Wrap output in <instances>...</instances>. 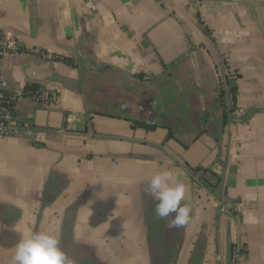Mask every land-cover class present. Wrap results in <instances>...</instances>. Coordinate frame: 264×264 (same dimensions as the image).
I'll return each instance as SVG.
<instances>
[{
    "label": "crops",
    "instance_id": "0c3cea01",
    "mask_svg": "<svg viewBox=\"0 0 264 264\" xmlns=\"http://www.w3.org/2000/svg\"><path fill=\"white\" fill-rule=\"evenodd\" d=\"M0 32L18 39L1 62L10 86L34 83L54 95L52 105L18 102L17 113L36 123L31 140L0 138V264H11L29 229L72 237L103 264H228L234 242L242 264H264V112L222 125V114L201 108L198 123L185 114L176 129L170 123L184 114L155 112L156 98L141 90L175 69L213 97L230 75L232 116L264 110V0H0ZM40 62L52 76L28 78L25 69ZM110 108L168 125L174 138L164 142V127L134 130L103 114ZM75 114L85 116V130L72 129ZM197 166L218 180L196 177ZM164 167L186 186L190 221L181 228L156 216L146 192Z\"/></svg>",
    "mask_w": 264,
    "mask_h": 264
},
{
    "label": "clouds",
    "instance_id": "9594fccd",
    "mask_svg": "<svg viewBox=\"0 0 264 264\" xmlns=\"http://www.w3.org/2000/svg\"><path fill=\"white\" fill-rule=\"evenodd\" d=\"M146 192L156 201L157 217H172L168 220L169 228H181L189 223L191 208L187 203H182L186 198V186L170 168L153 172L148 179ZM11 264H76V261L60 247L56 231L29 229L22 232L17 240L12 250Z\"/></svg>",
    "mask_w": 264,
    "mask_h": 264
},
{
    "label": "rangeland",
    "instance_id": "374dc122",
    "mask_svg": "<svg viewBox=\"0 0 264 264\" xmlns=\"http://www.w3.org/2000/svg\"><path fill=\"white\" fill-rule=\"evenodd\" d=\"M31 56L32 54H28L24 60L26 59V61L29 62L32 59ZM178 67L180 68V65ZM163 74H165L164 77H162ZM158 75L160 77L156 76L153 83L146 86L142 85V94L144 99L147 95H153L154 98H156L155 100L158 104V109L157 107L154 108L155 112L161 114H184L182 117H178V121L175 120L170 123H175L174 125L176 126H174V128L177 129L180 127L179 125L181 122H179V120L186 118L185 114H188L190 121L192 120L195 121V123H198L202 117L199 115L201 114V108H204L205 114H227L229 106V93L224 80L214 89V93L212 95L213 97H210L209 95H205L203 92H200L205 88L198 90V88L194 87V84L188 77H179V74L175 69L172 70V73H168L166 71L159 73ZM224 77L225 76L223 75V79ZM221 91H223V95H221ZM141 101L142 103L140 104L146 105V101L143 99H141ZM100 108L105 109L106 107L101 106ZM108 111L114 113L117 112V109L110 108ZM147 111L148 108H146L142 114H146ZM197 126L199 125H194V127ZM189 127L192 128V124H189ZM65 234L70 236L69 230L67 233L64 232L63 235ZM60 247L68 254V256L72 257L76 261V264H103L99 258H96L95 249L81 244L80 242H74L72 237L66 238V236H63L62 241H60Z\"/></svg>",
    "mask_w": 264,
    "mask_h": 264
},
{
    "label": "built area",
    "instance_id": "2783aa9c",
    "mask_svg": "<svg viewBox=\"0 0 264 264\" xmlns=\"http://www.w3.org/2000/svg\"><path fill=\"white\" fill-rule=\"evenodd\" d=\"M18 49V39L11 32H0V138L23 137L32 139L36 132V123L33 116H20L17 113V104L23 97L36 101H44L52 105L54 95L39 90L30 91L27 87H11L8 80L2 75V59L4 56ZM34 53L47 60H54L55 55L50 51L36 49ZM244 251L239 242L231 244L228 255V264H242Z\"/></svg>",
    "mask_w": 264,
    "mask_h": 264
},
{
    "label": "trees",
    "instance_id": "16d2710c",
    "mask_svg": "<svg viewBox=\"0 0 264 264\" xmlns=\"http://www.w3.org/2000/svg\"><path fill=\"white\" fill-rule=\"evenodd\" d=\"M54 60L56 61H61L67 65H75L74 62H72L70 59L68 58H60L59 56L55 57ZM224 82H225V85L227 86L228 88V93H229V96H228V99H229V106L228 108L233 112L234 109H235V105H236V93H237V85H236V82H235V78L230 76V75H226L224 77ZM28 89L30 90H35L38 88V86L34 83H31L30 85H28L27 87ZM223 90V89H221ZM221 95H223V91H221ZM105 114L106 116H109V117H114V118H123V119H127L129 120L130 122V128L132 129H142L143 131L145 132H150V131H154L157 127H164L167 129V136L165 137V141L171 139V138H174L173 137V132H172V129L170 126L168 125H165V124H160V123H151L149 121H145L144 118L142 119H135V118H124V117H121V116H117L116 113H103ZM228 122L227 120V114L224 113L222 114V125H225L226 123ZM202 132H199V134H201ZM216 141H218V138H215ZM206 173H210L212 176H215L218 180V177L213 174L212 172H210V170L206 169V168H203V167H195L193 168V175H195L197 177H202L203 175H205ZM212 186V185H211ZM230 246L231 244H229V249H230ZM228 255H229V251H228Z\"/></svg>",
    "mask_w": 264,
    "mask_h": 264
},
{
    "label": "water",
    "instance_id": "95a60500",
    "mask_svg": "<svg viewBox=\"0 0 264 264\" xmlns=\"http://www.w3.org/2000/svg\"><path fill=\"white\" fill-rule=\"evenodd\" d=\"M25 75L33 80L42 79L45 77L52 76V70L50 67L49 62H40V63H31L26 69H25ZM257 112H264V110L260 109H251L248 110L242 118H235L232 116L231 110L228 108L227 111V120L230 122H238L242 123L248 120L251 114L257 113ZM145 121H148L147 118H144ZM85 116L82 114H75L74 115V121L72 124V129L75 131H82L85 130Z\"/></svg>",
    "mask_w": 264,
    "mask_h": 264
}]
</instances>
